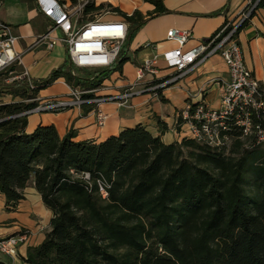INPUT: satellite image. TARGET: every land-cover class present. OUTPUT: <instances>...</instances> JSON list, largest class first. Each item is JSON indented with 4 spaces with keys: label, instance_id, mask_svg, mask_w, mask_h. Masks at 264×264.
Segmentation results:
<instances>
[{
    "label": "trees",
    "instance_id": "obj_1",
    "mask_svg": "<svg viewBox=\"0 0 264 264\" xmlns=\"http://www.w3.org/2000/svg\"><path fill=\"white\" fill-rule=\"evenodd\" d=\"M146 1L155 6L149 16L168 12L162 0ZM92 8L86 4L84 12ZM120 12L130 38L145 19L138 11ZM124 60L120 51L110 68L72 75L66 58L43 80L34 79L32 89L23 79L5 82L8 72H0V95L12 97L0 99V193L13 207L33 181L52 211L44 239L29 246L23 260L264 264V144L237 130L222 147L187 136L164 142L141 123L101 141L75 140L72 129L60 136L52 124L25 130L27 115L17 113L36 101L24 98L58 76L70 85L94 87ZM159 123L162 133L166 124ZM99 182L107 184L105 197Z\"/></svg>",
    "mask_w": 264,
    "mask_h": 264
},
{
    "label": "crops",
    "instance_id": "obj_2",
    "mask_svg": "<svg viewBox=\"0 0 264 264\" xmlns=\"http://www.w3.org/2000/svg\"><path fill=\"white\" fill-rule=\"evenodd\" d=\"M104 1L128 15L138 11L145 21L122 45L120 51L125 60L103 79V83L108 86L97 91V94L117 93L136 80V73L143 61L173 48L175 43L165 36L170 28L189 29L191 37L184 48L193 47L209 37L226 19L234 18L246 0H162L168 12L152 16L149 15L153 13L155 6L146 0ZM0 18L17 36L14 49L20 53L21 62L14 65L16 72L26 69L32 80H43L67 58L65 45L62 43L51 49L44 43L33 44L35 37L46 32L50 23L49 18L39 10L37 0H0ZM237 40L247 67L264 85V7L256 8L250 20L238 31ZM158 66L155 77L146 73L141 85L148 79L173 72L171 67H165L163 61H159ZM75 73L77 74L76 71ZM227 79L226 66L220 55L214 53L168 86L135 94L121 104L114 100L102 102L98 110L106 117L101 125L97 123V110L91 105H83L56 112L28 114L25 130L30 132L39 124H52L60 136L72 129L75 140L101 141L124 127L141 123L154 134H160L164 142L180 140L188 135L185 123L180 121L176 126L180 120V110L190 100L194 103L202 99L208 105L216 106L219 85ZM69 85L64 76H58L38 89L36 96L41 99L65 94ZM0 99L10 101L12 97L8 93H1ZM159 121L166 124V130L162 133ZM23 193L24 197L13 207L5 204L4 195L0 193V238L18 234L21 230L26 231V237L18 244L15 255L0 253V260L7 264H28L23 260L27 248L44 239L52 216L51 209L43 203L33 181L24 187Z\"/></svg>",
    "mask_w": 264,
    "mask_h": 264
},
{
    "label": "built area",
    "instance_id": "obj_3",
    "mask_svg": "<svg viewBox=\"0 0 264 264\" xmlns=\"http://www.w3.org/2000/svg\"><path fill=\"white\" fill-rule=\"evenodd\" d=\"M259 1L246 0L234 18L226 19L209 37L190 48H184L191 37L190 30L170 28L165 36L166 39L172 40L175 46L143 61L136 73V80L117 93L97 94V91L108 86L103 80L94 87L69 85L65 94L41 99L36 95L24 98L27 102L36 103L17 114L56 112L73 106L91 105L97 110V123L101 125L106 117L98 110L102 102L114 100L121 104L135 94L168 86L185 76L211 54L217 53L226 66L228 79L219 85L216 106L208 105L199 99L194 103L188 101L180 110V121L188 126L187 136L200 143L222 147L229 144L232 130H237L240 137L264 144V85L247 67L243 50L237 40L239 28L250 20ZM87 2L37 0L39 10L49 18L50 23L46 32L35 37L33 44L44 43L48 49L58 43L65 45L72 75H76L74 68L104 70L114 65L129 32V23L123 17L105 18L94 15L81 21L80 13ZM16 39L17 36L11 27L0 18V72H8L4 81L23 79L27 87L32 89L35 84L26 69L18 72L9 70L11 66L21 62L20 53L14 49ZM159 61H163L165 67H171L173 72L163 77L148 79L141 85L146 73L155 77L159 70ZM98 184L101 195L105 197L107 184ZM25 237L26 231L1 237L0 253L15 255L18 244Z\"/></svg>",
    "mask_w": 264,
    "mask_h": 264
},
{
    "label": "rangeland",
    "instance_id": "obj_4",
    "mask_svg": "<svg viewBox=\"0 0 264 264\" xmlns=\"http://www.w3.org/2000/svg\"><path fill=\"white\" fill-rule=\"evenodd\" d=\"M87 1L88 2L86 4L91 3L94 6V8H92L91 10L87 12H84V8H83V10L80 13L81 21L91 18L94 15H101L103 17H123L120 12L122 10L120 11L116 10L118 7L113 6L111 3L107 1H104V0H87ZM74 70L81 75H85L87 73L86 71H78L79 69H76V68H74ZM247 189L250 192V188L247 187Z\"/></svg>",
    "mask_w": 264,
    "mask_h": 264
}]
</instances>
